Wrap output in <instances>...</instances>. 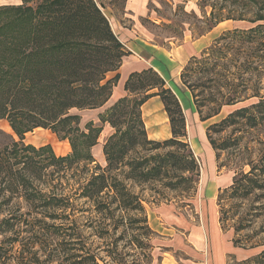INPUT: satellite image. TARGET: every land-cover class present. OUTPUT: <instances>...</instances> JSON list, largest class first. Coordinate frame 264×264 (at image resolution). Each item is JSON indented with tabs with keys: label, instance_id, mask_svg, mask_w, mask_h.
<instances>
[{
	"label": "trees",
	"instance_id": "16d2710c",
	"mask_svg": "<svg viewBox=\"0 0 264 264\" xmlns=\"http://www.w3.org/2000/svg\"><path fill=\"white\" fill-rule=\"evenodd\" d=\"M102 9L99 0H39L35 8L0 7V14L13 13L0 26V120L8 122L17 138L0 145V264H107L106 258L118 264L114 234L119 229L121 236L126 234L129 215L133 222L147 223L143 201L131 186L162 180L191 183L197 176L199 165L186 142L180 102L151 68L129 75L124 83L126 96L98 115L99 125L89 122L81 129L79 115L70 113L101 108L118 81L117 74L110 79L106 74L117 71L123 57L129 55ZM208 16L210 24L199 37L230 19L216 17L212 6ZM262 20L260 16L249 23ZM232 68L236 73L230 72ZM245 75L256 82L264 79V24L222 33L186 61L179 78L191 95L199 120L205 122L217 116L223 106L251 99L237 92L246 85ZM217 96L226 97L224 103L215 104ZM152 97L159 98L169 123L170 137L162 141L147 138L142 119L141 108ZM251 97L254 103L206 127L216 163L218 152L231 145L228 140L216 144L213 133L236 126L252 129L264 121V96L256 92ZM204 108L208 111L202 116ZM104 124L113 132L102 146L105 166L101 167L91 150ZM38 128L68 141L70 152L56 156L50 146L25 144L24 136ZM239 140L233 145L238 147ZM216 167L219 171L224 165ZM257 169L252 166L249 174L233 171L231 184L218 190V208L223 194L246 199L263 189L256 177H264V167L261 174L254 175ZM71 199L90 205L89 229L106 246L100 250L104 257L75 236L77 232L65 216ZM131 214L141 218L133 219ZM218 215L221 230H229L220 210ZM46 219L65 222L55 225ZM143 229L150 231L146 226ZM230 229L232 245L248 249L247 243L237 239L240 228ZM133 242L141 249L142 242ZM262 247L254 259L264 255Z\"/></svg>",
	"mask_w": 264,
	"mask_h": 264
},
{
	"label": "rangeland",
	"instance_id": "374dc122",
	"mask_svg": "<svg viewBox=\"0 0 264 264\" xmlns=\"http://www.w3.org/2000/svg\"><path fill=\"white\" fill-rule=\"evenodd\" d=\"M38 2L39 0H31L10 7L29 6L35 8ZM105 2L116 10H121L124 0H105ZM191 2L195 6L192 7ZM210 6L214 8L216 17L222 16L230 19L222 21L210 31L203 33L202 36L206 35V38L198 44L206 42L210 45L224 32L245 31L256 24H264V20L259 23H249L260 16L264 18V0H151L147 7L149 16L142 21V25L148 30L151 43L166 47L168 43L172 42L173 45L169 44V46L175 48L184 45L189 40L202 37H199V35L210 24V21H208ZM25 11V9L20 10V12L26 14ZM12 17V11L1 13L0 26ZM240 51L242 52V50ZM177 60L179 67L182 69L188 57L182 55ZM230 72L236 73V69L232 68ZM107 76H111L109 73L106 74V79H110ZM249 77V75L244 76L246 85L240 87L237 92H241V96L244 98H251L250 100L231 107L223 106L217 116L203 123L200 122L196 111L193 112L192 123L187 117L186 142L193 154H196L194 156L199 165L197 176L193 182L169 184L168 181L162 180L131 186L132 190L139 194L143 201L147 223L133 222V220H129V215L125 220L128 224L126 234L121 236V229L114 234L113 238L117 240L114 256L120 262L118 264H161L165 257L170 259L171 263L206 264L210 260L207 253L208 243L204 245V249L200 253L195 250L194 244L189 239V234L195 228L200 229L201 232H207L210 227V220L214 218L216 221L218 220V210H220L224 219V226L229 229L227 231L230 237L233 236V231L230 228H240L237 232V239L245 244L247 243L248 249L244 250L254 252V255L245 261H239L235 259L234 255L228 254L224 264H264V255L254 259L263 250L262 246L264 245V177L261 175L256 177L258 182L263 185V189L253 191L246 199H233L223 194L221 196L223 200L220 202L219 208L216 204V198L213 200L208 198L209 192L206 187L209 181H205V164L207 167L210 165L208 151L213 152L210 145H206L208 143V141L206 142L207 139L203 137L206 127L218 123L234 110L254 103L255 100L251 96L256 92L260 96H264V79L256 82L254 78L249 79ZM193 82L198 81L193 79ZM172 84L174 85V83ZM172 88L175 90L176 87L172 86ZM179 95V99L183 103L188 100L186 95ZM225 98L217 96L215 104L224 103ZM207 111L205 108L202 109V116H205ZM70 113L79 115L81 129L89 122L99 125L97 123V109L71 110ZM158 113L156 112L154 115L149 113L147 120H151L153 116L156 117ZM238 137L240 138L239 146L236 147L233 144ZM10 138L17 140L8 122L0 120V145L9 142ZM99 138L97 144H104L107 137H104L102 133ZM212 139L215 140L216 144L228 140V144L231 145L226 151L218 152V163L215 159L213 160L216 166L217 164L220 167L224 165L218 171L220 175H227L225 177L226 182L223 184H230L234 172L249 174L252 166L258 168L254 171V175L261 174L259 170L264 167V121L258 123L252 129L243 126L230 127L223 132L213 133ZM23 142L34 147L50 146L56 156H65L70 152L68 141H61L49 130L41 128L27 133ZM97 144L92 148L91 153L96 163L104 167V156L102 151L97 153ZM158 152H163V150ZM250 163L253 165L251 166ZM208 186H210L209 183ZM70 203L72 205L65 216H68L69 224H73V228L77 232L75 236L86 244V248L97 252L100 257H104V253L100 250H106V246L89 229L92 217L90 205L87 202L72 199ZM131 217L133 219L141 218L139 215L132 214ZM99 219L100 216L97 215V222ZM46 222L57 225L65 221L51 223L46 219ZM144 226L148 227L150 231L143 229ZM134 239L142 242L141 249L133 242ZM252 246L254 248L249 249ZM105 262L107 264H117L107 258ZM165 263L168 264V262ZM100 264L103 263L100 262Z\"/></svg>",
	"mask_w": 264,
	"mask_h": 264
},
{
	"label": "crops",
	"instance_id": "0c3cea01",
	"mask_svg": "<svg viewBox=\"0 0 264 264\" xmlns=\"http://www.w3.org/2000/svg\"><path fill=\"white\" fill-rule=\"evenodd\" d=\"M24 1L27 0H0V7L20 5ZM150 1L151 0H124L122 9L116 10L113 6L106 3L105 0H99L103 6L102 12L107 18L113 34L129 55L123 57L117 71L111 72L109 73L111 76H107V78H111L117 74L118 81L112 90L109 100L101 108L97 109V123L99 122V114L103 113L104 110L119 98L126 96L124 83L129 75L134 72H141L147 68H151L165 81L166 87H168L178 98L186 118V129L188 132L187 117L192 123L193 112L196 110L189 91L180 81L179 76L181 68L178 65L177 59H180L182 55H185L189 59L191 56H197L200 54V52L208 46L206 42L198 44L206 38V35L189 40L184 45L175 48L169 46V44H171V46L173 45L172 42L168 43V46L166 47L157 46L151 43L149 40L150 38L148 37V30L142 25V21L149 16V10L147 7ZM191 6L193 7L195 5H192L191 2ZM172 83H174V85ZM172 86L176 87L175 90ZM179 94L186 95L188 100L183 103L179 99ZM156 112H159L156 117L153 116L151 120H147V115H149V113L154 115ZM141 113L147 138L149 140L162 141L170 137L167 115L164 112L163 105L158 97H152L149 99L142 106ZM112 132L113 131L108 124L103 125L101 134L103 133L104 137H107ZM203 137L206 138L205 132ZM205 138L204 140H206ZM207 144L208 143H206V145ZM102 145L103 143L97 144V153L99 151L101 153ZM208 155L210 165L207 167L205 164V181H209L207 182L206 187L209 192L208 198L213 200L217 197L218 190L227 188L231 184L232 178L229 185L223 184L226 182L225 177L227 175H220L218 173L217 167L213 162L215 159L213 152L209 150ZM208 183L210 186H208ZM209 226L207 232H201L200 229L195 228L189 234V239L194 244L195 250L198 252L202 251L204 245L208 243L207 253L208 256H210V260L207 261L206 264H224L226 255L228 254L234 255V257H236L235 259L239 261H245L249 259L250 256L254 255L252 250H244L234 247L231 243L233 236L231 238L228 231H222L218 220L216 221L215 218L210 220ZM165 262H168V264H178L176 262L171 263L170 259L166 257L161 264H167Z\"/></svg>",
	"mask_w": 264,
	"mask_h": 264
}]
</instances>
